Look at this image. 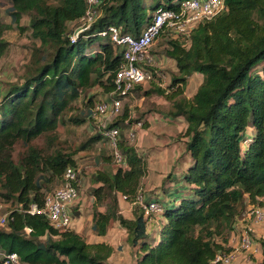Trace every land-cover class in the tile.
<instances>
[{"label":"trees","instance_id":"16d2710c","mask_svg":"<svg viewBox=\"0 0 264 264\" xmlns=\"http://www.w3.org/2000/svg\"><path fill=\"white\" fill-rule=\"evenodd\" d=\"M11 1V23L29 30L39 45L21 81L11 84L0 99V198L15 204L8 221L0 224V254L17 253L25 264H108L115 251L111 244L91 242L74 228L59 230L45 213L31 211L33 206L44 208L53 191L49 183L60 180L62 185L66 169H78L72 154L49 147L55 140L51 133L84 93L96 86L107 94L114 91L124 47L112 40L110 28L138 36L159 7H175L183 0ZM89 11L96 13L93 21L78 32L74 25ZM25 15L29 23L23 26ZM10 27L0 9V59ZM103 31L108 34L102 36ZM160 36L177 71L163 87L159 83L164 70L151 67L154 81L147 94L164 96L167 114L187 121L183 135L190 162L171 197H156L162 212L147 217L138 202L146 159L121 132L126 166L114 162L115 170L94 173L93 182L99 185L92 190L91 203L101 207L91 229L104 236L119 221L136 264H210L218 253L233 250L229 241L239 220L264 206V0H225V9L200 22L189 41ZM195 73L203 75V82L188 96L186 88ZM96 103V95L85 97L89 116ZM130 115L126 108L124 118L104 129L141 120H129ZM89 119L74 115L69 122ZM42 135L48 137V149L33 144ZM103 139L108 141L100 131L92 141ZM19 143L25 151L16 158ZM121 196L137 205L133 217L120 211ZM154 215L166 219L158 239L148 234ZM262 254L259 264H264V241ZM3 261L2 256L0 264Z\"/></svg>","mask_w":264,"mask_h":264},{"label":"rangeland","instance_id":"374dc122","mask_svg":"<svg viewBox=\"0 0 264 264\" xmlns=\"http://www.w3.org/2000/svg\"><path fill=\"white\" fill-rule=\"evenodd\" d=\"M11 5V0H0L2 17L7 23L10 22L11 24V27L5 31L4 37L8 44L4 55L0 59V99L11 84L21 81L23 75L28 70L27 67L31 64L33 59V54L35 53L34 47L35 45H39L38 41L30 38L29 30L20 29L16 23H11L12 17L7 12V9ZM95 14L96 13L94 12V15ZM28 23L29 16L25 15L21 24L25 26L28 25ZM87 25L88 23H86V19L81 20L80 23L74 25V29L77 28V31H79L80 29L87 27ZM71 27L73 28V24H71ZM160 43L162 44L160 45ZM166 47L167 45L165 44V40H163L162 36H160L156 39L154 45L151 47V51L153 54H159L158 57H155V66L159 67L160 69L162 68L167 74H170L173 72L172 69L177 67L175 61L167 55ZM161 61H163L164 64H160ZM202 78L203 75L200 73L193 75L186 88V94L188 96H192L196 92ZM164 80L168 81L169 83L170 78H164ZM146 87L148 88L149 84ZM89 95H96V101L98 102L99 100L107 99L109 94L104 93L103 90L98 86L92 88L89 92L84 93L79 100L74 101L73 106L65 111L64 121L60 122L58 128L51 133V136L55 138L54 142L52 143L53 145L49 146L47 135H42L33 141L34 145L44 149H48V146L51 148L55 147L62 149L65 153L72 154L76 159L81 180V197L79 203L73 208L72 211L75 217L74 229L76 227L78 228V223H80L79 217L81 215L85 216L86 219L85 220L82 218L81 223L85 224L86 222V225L89 226L87 223L90 221V216L92 215L91 213L94 209H96V205L93 206L90 203L92 190L94 187L99 185L93 182L94 173L104 168L113 170L118 168L114 164L115 161L113 158L110 142L104 139L97 142L92 141V138L102 131L98 124L90 119L82 124H73L69 122V118L74 115H82L85 118L89 117L88 112L86 111V104H84L85 97H88ZM166 101L167 100L164 96L156 94L144 99L142 104H140V101L138 100L135 101V98L130 97L127 99V102H125L126 104L123 107L122 114L119 116V119L121 120L124 118L123 113L126 108H128L129 112L131 113L129 120L131 119L132 121L139 119L141 117L140 111L145 110H150L153 113L161 111L158 115L161 119H163L164 115L162 112H168V106H163ZM144 120L145 119L142 117L141 121ZM164 121L167 122L166 126L168 128L165 131L168 136L163 139L156 137V131H158L157 129H147L143 127L138 128L134 124L135 122H132L130 126L124 125L123 128H121L122 134L129 141L130 145L137 147L139 153L144 155L147 160V175L143 179V188L141 189V193L146 200L162 196L163 193H165V190L172 191L174 186L178 184L181 179L182 163L185 161L186 157L184 150L186 142L188 141V138L183 135L186 130V122L184 120L176 121V119L172 118H165ZM161 128L162 127H160V129ZM131 129L136 130V136L134 139H131L129 136ZM158 144L166 147L160 148L162 146H157V148H151ZM142 145L143 147H138ZM24 151L25 147L21 143L17 144L16 150L14 152L15 157L18 158ZM166 151H173V158H170L166 166L161 165L162 167L160 166L159 168L160 158L158 157V154L164 153ZM165 163L166 162L163 164ZM61 182L62 181L60 180L53 181L49 183L48 187L50 190L57 189L61 186ZM81 198H83V201ZM120 201H122V206L120 208L122 213L126 216H132L137 208V205L127 201L123 196H121ZM82 203H84L83 210L81 209L83 207L81 206ZM99 205L101 206V203H99ZM14 207L15 204L13 202L6 201L2 197L0 198V213L8 215ZM87 216L89 217L86 218ZM115 225L116 226L112 230V233L106 237V241L117 246V248L120 250L119 252H121L120 256L125 260L124 264H136L134 253L132 250H130L131 248L126 241L127 232L122 227H120V223H116ZM150 226L153 236L157 233V230L155 229L157 223L151 221L149 228ZM247 227L245 225H238L239 233L235 234L232 246L233 250L239 248V251H236L235 259L231 264H257L256 260L258 257L255 255L257 253L255 249L257 248L258 251H262V242L264 239L261 238L258 240L257 247H253V241L251 249H242L241 237L244 231L248 229ZM240 229L242 230L240 231ZM91 240L95 241L96 239ZM0 257H2V253L0 254ZM108 264L117 263L115 260L112 261L110 259L108 260Z\"/></svg>","mask_w":264,"mask_h":264},{"label":"built area","instance_id":"2783aa9c","mask_svg":"<svg viewBox=\"0 0 264 264\" xmlns=\"http://www.w3.org/2000/svg\"><path fill=\"white\" fill-rule=\"evenodd\" d=\"M96 3L97 0H89ZM225 9V0H183L175 7H159L152 20L145 24L138 36L132 34H121L116 27H111L109 35L117 44L124 47V62L115 77V89L108 95L107 99L99 100L90 112V120L98 124L105 133L108 142L112 147L115 163L125 167V157L120 150L121 126H113L105 130L110 123L119 119L122 114L125 100L130 97L136 87L141 84L154 81V74L151 67L155 66V55L151 51L156 39L162 33H166L172 38H183L189 41L191 32L200 22L210 20ZM94 12L89 11L86 19L87 27L80 29L81 32L87 29L93 21ZM88 19V20H87ZM106 36L108 31L100 33ZM137 127L143 126V121L135 123ZM129 136L134 139L135 130L131 129ZM81 180L79 171L74 167H68L64 173V183L49 192L46 196L45 206L38 209L33 206L32 212L45 213L50 223L57 229L74 228L75 217L73 208L79 203L81 196ZM127 199L126 196H123ZM138 202L145 210L147 217L151 213H161L162 208L158 201H149L143 194L139 195ZM250 216L256 222L264 221V210L262 207L254 208L250 211ZM8 221V215L0 213V224ZM241 237V248L251 249L253 244L254 229L247 227ZM30 231V229H28ZM239 248L230 252H220L210 262V264H231ZM2 264H23L17 253L3 254Z\"/></svg>","mask_w":264,"mask_h":264},{"label":"crops","instance_id":"0c3cea01","mask_svg":"<svg viewBox=\"0 0 264 264\" xmlns=\"http://www.w3.org/2000/svg\"><path fill=\"white\" fill-rule=\"evenodd\" d=\"M158 52H160V51H158ZM155 55V57H158L159 56V54H157V53H155L154 54ZM171 58V57H170ZM172 60H174L173 58H171ZM175 61V60H174ZM157 64V63H156ZM160 64H164L163 63V61H161V63ZM175 64H176V61H175ZM176 67H177V65H176ZM162 69V68H161ZM173 70V72H176L177 71V68H173L172 69ZM196 74V73H195ZM201 74V73H200ZM193 77V76H192ZM192 77H191V79H192ZM164 78H170V80H171V73L170 74H167L166 73V71H164L163 73H162V80H161V82L159 83L161 86H166L167 84H168V81H165L164 80ZM197 78H199V77H197ZM190 79V80H191ZM170 82V81H169ZM203 82V78H202V80L200 81V83H199V85H198V87L201 85V83ZM152 83L153 82H151V83H145V84H141V85H138L137 87H136V90H134V92H133V94L130 96V97H133V98H135V101H140V104H142V102H143V100L144 99H147L148 97H150L151 95H153V94H147V91L148 90H150L151 89V85H152ZM189 83H190V81H189ZM148 84H149V87L147 88L146 86H148ZM197 87V88H198ZM130 97H128L127 99H129ZM127 99L125 100V102H127ZM124 104H126V103H124ZM169 102L168 101H166V103L163 105L164 107H165V105H167L168 106V109H169ZM125 106V105H124ZM153 109H154V107H153ZM141 112V117L140 118H144L145 120L143 121V123L144 122H147L148 123V126L147 127H144V126H142L143 128H147V129H153V128H155V129H157L158 131H156L157 133H156V137H158L159 139H163V138H166L168 135H167V133H166V129L168 128L166 125H167V122H165L164 121V119L166 118V119H169V118H172L171 116H169L168 114H167V112L166 111H164V112H162L163 113V115H164V118L163 119H161L160 117H159V113L161 112V111H159V112H156V113H153L152 111H150V110H145V111H140ZM152 113V114H151ZM162 116V115H161ZM172 119H176V121H181V120H184L185 122H186V127H187V121L184 119V118H182V117H180V118H172ZM141 121V120H140ZM157 126V127H156ZM160 127H162L161 129H160ZM138 128H140V127H138ZM133 130H135V129H133ZM135 132H136V130H135ZM157 146H162V145H155V147H151V148H157ZM138 147H143V145L142 146H138ZM166 146H162V147H160V148H165ZM185 147H186V145H185ZM137 148V147H136ZM184 152H185V150H184ZM174 152L173 151H171V152H164V153H159L158 154V157L160 158L159 159V162H160V164H159V168H160V166L162 165V166H166L167 164H168V161L170 160V158H173L172 156V154H173ZM141 154V153H140ZM185 155H186V157H185V161L182 163V168H181V172H183L186 168H187V166H188V164H189V162H190V157H189V155L188 154H186V152H185ZM175 156H176V154H175ZM146 159V158H145ZM147 161V160H146ZM164 162H166L165 164H163ZM161 166V167H162ZM176 185H178V184H176ZM175 185V186H176ZM170 195V196H169ZM171 195H172V191L171 190H169V191H166L165 190V194H164V198H167V199H169L170 197H171ZM169 196V197H168ZM81 197V196H80ZM159 198H161V197H159ZM82 199V201H83V198H81ZM156 201V198H154V199H151V201ZM90 203H91V198H90ZM91 205H92V203H91ZM81 206H83L81 209L83 210V208H84V203H82L81 204ZM93 206H95V205H93ZM121 206H122V201H120V208H121ZM100 205H99V203H97L96 204V209H94L93 210V212L91 213L92 215L90 216V221L87 223L89 226H87L86 225V222H85V224H82L81 223V219L82 218H84L85 219V216H83V215H81L79 218H80V223H78V228L76 227L75 229L78 231V232H82V233H84V234H86V235H88L89 237H90V241L91 242H107L106 241V237H108L111 233H112V230L114 229V227L116 226L115 224L116 223H119V221H114L113 223H112V225H111V227L109 228V230H108V232L106 233V235H104V236H99V235H97L96 233H94L93 231H92V229H91V225H92V222H93V216H94V213H95V211L97 210H99L100 209ZM262 209L264 210V206L262 207ZM121 211V210H120ZM122 212V211H121ZM133 215H134V213H133ZM133 215L132 216H126V217H128V218H131V217H133ZM89 216H87L86 218H88ZM76 220H77V218H76ZM86 220V219H85ZM151 221L152 222H156L157 223V226H155V229L157 230V233L155 234V235H153V237H155V238H159V230H160V228H161V226L166 222V219L165 218H162L160 215H154V217L153 218H151ZM151 221H150V223H151ZM149 223V224H150ZM238 225H245L246 227L247 226H251V227H253V229H254V234H253V241H254V244H253V247H257V243H258V240L259 239H261V238H263L264 239V221H262V222H256L251 216H250V214H247V216L245 217V218H242L239 222H238ZM120 227H122L121 225H120ZM123 228V227H122ZM89 229V230H88ZM124 229V228H123ZM125 230V229H124ZM242 229H240V231H241ZM90 231V232H89ZM126 231V230H125ZM89 232V233H88ZM127 232V231H126ZM236 233H239V230L237 231V232H233L232 233V235H231V238H230V241H229V246H231V247H233L232 246V242H233V238H235V234ZM148 234H151L152 235V230H151V226H150V228L148 227ZM128 235V234H127ZM91 239H96L95 241H92ZM264 241V240H263ZM107 243H109V244H111L110 242H107ZM113 247H114V249H115V251H114V253L112 254V256L109 258V260L111 259L112 261H116V263L117 264H124V262H125V260L120 256L121 255V252H119L120 250L117 248V246H115V245H113V244H111ZM129 245V244H128ZM130 248H131V246H130ZM130 250H132V248L130 249ZM255 251H257V253L255 254L257 257H258V259L256 260L257 261V264H259L258 262L259 261H261L262 260V258H263V254H262V251H258L257 250V248L255 249ZM133 252V251H132ZM120 253V254H119ZM135 256V255H134ZM135 259H136V257H135ZM136 262V261H135Z\"/></svg>","mask_w":264,"mask_h":264}]
</instances>
